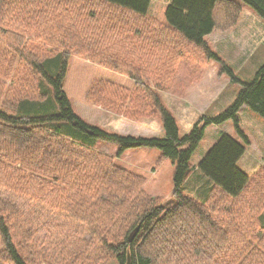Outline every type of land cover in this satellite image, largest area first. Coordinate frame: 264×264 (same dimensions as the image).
Here are the masks:
<instances>
[{
  "label": "trees",
  "instance_id": "trees-1",
  "mask_svg": "<svg viewBox=\"0 0 264 264\" xmlns=\"http://www.w3.org/2000/svg\"><path fill=\"white\" fill-rule=\"evenodd\" d=\"M149 3L0 1V264H264V168L238 167L239 141L221 133L199 161L213 184L203 202L181 192L208 125L236 123L242 106L264 118V64L228 109L183 136L160 96L212 60L236 79L205 37L235 27L243 6L264 22V0H171L164 24ZM73 57L107 76L78 60L69 68ZM67 92L129 120L158 117L164 137L89 124ZM95 140L160 150L175 164L174 203L148 195Z\"/></svg>",
  "mask_w": 264,
  "mask_h": 264
},
{
  "label": "rangeland",
  "instance_id": "rangeland-1",
  "mask_svg": "<svg viewBox=\"0 0 264 264\" xmlns=\"http://www.w3.org/2000/svg\"><path fill=\"white\" fill-rule=\"evenodd\" d=\"M170 3L171 0H150L148 15L164 24L165 10ZM243 10L242 19L235 27L225 31L214 30L215 33L228 32L232 36L233 41L230 44L224 43L223 48H220L219 56L232 70L236 79H231L224 72H220L221 65L212 60L191 85H185L184 81V87L180 91L160 92L162 102L176 119L181 136L185 135L202 117L214 118L228 109L241 89L242 83L250 82L256 71L264 64V22L248 7L243 6ZM205 39L213 51L219 47L211 43L212 36H206ZM73 60L83 62L90 67L91 72H95L89 77L107 76L106 70L102 67L76 57L70 61L69 68ZM66 94L74 113L89 124L121 134L164 137L158 117L133 121L85 102L83 93L67 92ZM236 119V123L228 119L218 125L212 124L205 128L204 135L189 160L191 171L181 186L184 195L203 202L208 191L213 187L212 182L197 169V165L221 133L230 135L244 146L242 164L238 166L240 169L251 176L261 167L264 168V118L248 107L242 106L236 112ZM239 132L244 134L246 139ZM93 144L96 149L111 155L117 165L143 177L144 191L152 197H158L161 205L169 206L174 203L172 190L175 164L169 158L161 157L160 150L138 147L120 152L114 143L95 140ZM246 167L249 170H246ZM105 264L118 263L113 258Z\"/></svg>",
  "mask_w": 264,
  "mask_h": 264
},
{
  "label": "crops",
  "instance_id": "crops-1",
  "mask_svg": "<svg viewBox=\"0 0 264 264\" xmlns=\"http://www.w3.org/2000/svg\"><path fill=\"white\" fill-rule=\"evenodd\" d=\"M244 12V10H243ZM243 13L241 15V18L238 22V24L240 23L241 19H242ZM212 36V41L211 43L215 46H219L217 47L216 50H214V52H216L219 55L220 52V48H223L224 43H228L230 44L233 39L232 36L230 34H228V32H220V33H215V31H213L211 34L208 35V37ZM231 39V40H230ZM242 158L238 161V166L241 163ZM242 164V163H241ZM250 166V163H249ZM246 170H249L248 167L245 168ZM243 170V169H242ZM245 171V170H244ZM246 172V171H245Z\"/></svg>",
  "mask_w": 264,
  "mask_h": 264
},
{
  "label": "water",
  "instance_id": "water-1",
  "mask_svg": "<svg viewBox=\"0 0 264 264\" xmlns=\"http://www.w3.org/2000/svg\"><path fill=\"white\" fill-rule=\"evenodd\" d=\"M126 264H130V262H129V258L127 259V263Z\"/></svg>",
  "mask_w": 264,
  "mask_h": 264
}]
</instances>
